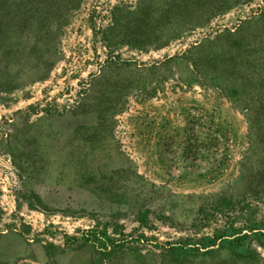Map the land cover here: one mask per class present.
Wrapping results in <instances>:
<instances>
[{
    "label": "rangeland",
    "instance_id": "rangeland-1",
    "mask_svg": "<svg viewBox=\"0 0 264 264\" xmlns=\"http://www.w3.org/2000/svg\"><path fill=\"white\" fill-rule=\"evenodd\" d=\"M136 1L82 0L46 77L0 90V264H175L165 244L230 230L236 248L184 264H264V202L240 178L259 165L264 0H209L222 8L158 50L106 48L112 9Z\"/></svg>",
    "mask_w": 264,
    "mask_h": 264
},
{
    "label": "trees",
    "instance_id": "trees-1",
    "mask_svg": "<svg viewBox=\"0 0 264 264\" xmlns=\"http://www.w3.org/2000/svg\"><path fill=\"white\" fill-rule=\"evenodd\" d=\"M81 2L0 0V90L10 91L24 84L25 80L36 81L46 77L52 67L47 55L55 50L69 13L78 9ZM221 8L209 0H137L133 9L125 5L114 7L110 13V24L99 34L108 49L158 50L168 46L183 31L202 25ZM263 17L264 13L256 21ZM10 66L20 69L19 73L11 74ZM23 71H27V77L22 75ZM247 121L249 143L258 153L259 165L254 173L247 175L242 163L240 178L243 190L250 197L264 202V119L251 115ZM231 232L234 231L219 233L213 240L205 238L199 247L167 243L163 253L172 257L173 263L184 264L193 253L214 246L218 240L233 249L246 236ZM85 242L97 246L107 257L116 248L114 242L98 231H89Z\"/></svg>",
    "mask_w": 264,
    "mask_h": 264
}]
</instances>
